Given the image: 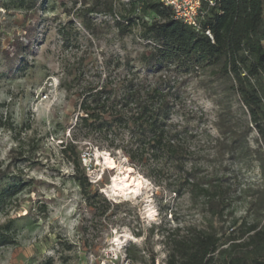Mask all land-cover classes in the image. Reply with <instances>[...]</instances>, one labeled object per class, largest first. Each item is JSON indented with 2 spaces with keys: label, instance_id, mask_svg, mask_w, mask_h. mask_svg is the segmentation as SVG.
<instances>
[{
  "label": "rangeland",
  "instance_id": "rangeland-1",
  "mask_svg": "<svg viewBox=\"0 0 264 264\" xmlns=\"http://www.w3.org/2000/svg\"><path fill=\"white\" fill-rule=\"evenodd\" d=\"M80 7V0H38L34 12H25L15 0H0V173L5 175L0 224L11 227L10 242L0 244V264H126L131 244L144 252V263L137 264H152L151 258L153 264H165L163 231L177 223L200 224L204 217L183 190L174 192L177 171L167 166L155 182L145 166L131 164L119 150L82 143L81 163L92 188L118 203L99 220L91 218L72 179V165L60 152L78 113L80 87L121 78L124 68L114 66L115 60L130 59L144 72L139 56L147 42L137 30L120 36L101 13L90 15L86 29L76 18ZM64 26L66 40L60 32ZM18 41L27 48L15 55ZM148 76H161L173 86L171 121L190 134L188 166L200 167L204 175L230 168L238 184L263 183L253 155L232 162L225 143L216 140L222 138L220 129L242 131L248 122L227 80L173 68ZM62 81L71 85L69 91ZM256 137L251 127V148ZM130 175L140 181L135 195L122 193ZM13 180L22 184L9 192L5 188ZM242 211L240 206L237 215ZM152 225L157 227L151 230Z\"/></svg>",
  "mask_w": 264,
  "mask_h": 264
},
{
  "label": "trees",
  "instance_id": "trees-1",
  "mask_svg": "<svg viewBox=\"0 0 264 264\" xmlns=\"http://www.w3.org/2000/svg\"><path fill=\"white\" fill-rule=\"evenodd\" d=\"M15 1L25 12H34L38 0ZM80 4L76 18L84 28L92 24L91 14L101 13L109 16L118 35L137 30L147 42L139 56L143 74L130 59L115 60L114 66L124 68L121 78L80 87L78 113L68 136L60 141V152L72 165V179L91 218L105 219L110 206L118 203L92 188L81 163L82 143L119 150L131 164L145 166L155 182L170 166L177 171L174 192L183 190L204 217L200 224L177 223L163 231L165 264H264V180L251 187L238 184L230 168L204 175L200 167L188 166L190 134L171 121L173 86L161 76H148L173 68L227 80L248 122L242 131L220 129L222 138L216 140L225 143L232 162L253 155L264 177V1L216 0L213 6L203 5L199 29L175 19L160 0H80ZM60 32L66 40L65 26ZM26 48L16 42L15 55ZM61 84L70 90L69 83ZM251 127L257 133L255 148L247 143ZM4 176L0 173V180ZM21 184L13 180L5 189L14 192ZM240 206L243 213L237 215ZM10 229L0 224L1 245L10 242ZM125 251L126 264L144 263V252L135 244ZM150 261L153 264V258Z\"/></svg>",
  "mask_w": 264,
  "mask_h": 264
},
{
  "label": "built area",
  "instance_id": "built-area-1",
  "mask_svg": "<svg viewBox=\"0 0 264 264\" xmlns=\"http://www.w3.org/2000/svg\"><path fill=\"white\" fill-rule=\"evenodd\" d=\"M160 2L171 8L175 19L199 29V18L204 12L203 5L213 6L216 0H160Z\"/></svg>",
  "mask_w": 264,
  "mask_h": 264
},
{
  "label": "bare ground",
  "instance_id": "bare-ground-1",
  "mask_svg": "<svg viewBox=\"0 0 264 264\" xmlns=\"http://www.w3.org/2000/svg\"><path fill=\"white\" fill-rule=\"evenodd\" d=\"M105 155L107 156L106 162L112 165L114 161L110 158V156L107 155V153H105ZM126 170L128 171V173H130V171H132V167L127 166ZM136 177H133L131 175L129 176L128 180L126 181V184L122 186V193H124L125 195L127 194L135 195L137 193L136 186L137 184H140V181Z\"/></svg>",
  "mask_w": 264,
  "mask_h": 264
}]
</instances>
